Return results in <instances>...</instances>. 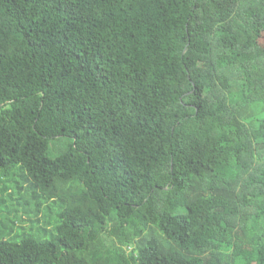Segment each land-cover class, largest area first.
I'll use <instances>...</instances> for the list:
<instances>
[{"label":"trees","instance_id":"trees-1","mask_svg":"<svg viewBox=\"0 0 264 264\" xmlns=\"http://www.w3.org/2000/svg\"><path fill=\"white\" fill-rule=\"evenodd\" d=\"M0 264H264V0H0Z\"/></svg>","mask_w":264,"mask_h":264},{"label":"rangeland","instance_id":"rangeland-1","mask_svg":"<svg viewBox=\"0 0 264 264\" xmlns=\"http://www.w3.org/2000/svg\"><path fill=\"white\" fill-rule=\"evenodd\" d=\"M53 143H55V142H52L51 144H50V146L52 147V149L54 150V151H56V150H58L57 148L59 147L58 145H53ZM68 144H69V142H68V140L67 141H63L62 142V148L60 149V152H62L63 150H65L66 149V147L68 146ZM52 150V151H53ZM52 153V152H51ZM52 156H58V154L56 155L54 152H53V154H52ZM9 195H11V194H9ZM46 206H47V208H46ZM45 206V212L47 213H45L44 212V216H43V213H41L40 214V216H39V220H40V223L38 224V225H36V226H34L33 225V222H36V220H34V221H31V218H30V215H28L27 213H21L20 215H22L23 216V219H24V224H22V218H20V219H18V220H16L13 216H11V218L10 219H7V217L8 216H6V215H3L2 216V221H7V224L9 225V227H13V224L11 223V222H13L14 223V225H15V227H14V234L13 235H11V236H9L8 234H5V238L7 239V240H15V239H18V236L19 235H22V234H24V232H23V230L22 229H19V228H23V227H25V228H27L28 230L29 229H33V228H38V227H43L44 226V224L45 223H47L48 221H49V223L47 224V226H50V227H48V228H45L46 227V225L44 226V229H48V230H52L53 228H55V226L58 224V222H59V219H58V216H57V214H58V208L56 207V206H52L51 207V210H49L48 209V206L49 205H46ZM45 217V218H44ZM45 219V220H44ZM45 221V222H44ZM15 222H16V224H17V226H16V224H15ZM52 226V227H51ZM30 231V230H29ZM27 234H29V235H36V236H38V237H40V238H42V239H44V240H49L50 238H51V236L49 235V236H47V237H45V236H40L39 234H38V231L37 230H35V231H33V232H30V233H27ZM43 234H44V231H43Z\"/></svg>","mask_w":264,"mask_h":264}]
</instances>
